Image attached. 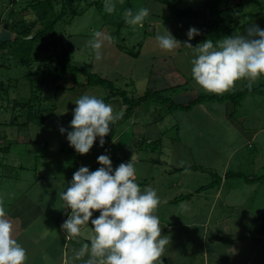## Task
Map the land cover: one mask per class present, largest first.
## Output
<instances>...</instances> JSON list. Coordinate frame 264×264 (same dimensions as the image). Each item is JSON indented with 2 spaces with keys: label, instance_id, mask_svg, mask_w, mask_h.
<instances>
[{
  "label": "rangeland",
  "instance_id": "rangeland-1",
  "mask_svg": "<svg viewBox=\"0 0 264 264\" xmlns=\"http://www.w3.org/2000/svg\"><path fill=\"white\" fill-rule=\"evenodd\" d=\"M64 1L67 2H63L62 5L64 4V7L69 10L67 14L55 24L54 30L56 35L54 38L56 40L55 44L50 46L46 52L47 60L58 53L61 47L66 48L72 61L81 66L84 72H98L102 76L113 80L115 86L127 89L129 94L140 95L148 89L158 88L157 81L158 79H161V75H164V73H161V69H163L162 72L165 70V74L168 75L169 78L174 77L176 71L183 72L186 80H189L187 83L188 85H183L181 83L177 85V82L172 86L170 85L171 88L168 89L166 93L163 91L164 95L172 97L173 100L186 103L191 97H193V94L204 92L191 75V60L194 53L191 48L183 44V42L188 39L186 35L188 28L190 26L198 28L202 23L201 19L193 17H173L170 8L165 3L157 0H116V9L112 13L105 11L104 2H102L100 6H96L93 4V1L95 0ZM169 1L176 3L178 7L196 10L203 7L205 0ZM238 1L239 0H220L219 7H228L232 5V2ZM240 1L241 4L229 7L225 13V21L227 23L231 21V23L235 25L238 34H242L245 28L253 23L264 28V0ZM25 2L26 0H16L15 2H11V0H0V29L5 23L3 19H6L9 15V10L11 8H14L15 11L18 9L20 10ZM87 2L92 4L88 5ZM67 3H69V6ZM54 7L55 10L59 11L61 7L59 0H54ZM130 7H132L134 12L140 7L149 8V16L144 20L142 26H133L125 22L124 10ZM17 13L18 14L13 18L21 19V17H25L29 20L35 18V14L30 9H21V11H17ZM240 14H244V16L239 17ZM250 14H256V16L250 18ZM41 26V23H37L35 28ZM145 27L147 30H145ZM164 27L167 28L175 38L181 41V44L175 50H162L155 39V36L158 33L163 32ZM97 31L101 32L103 36L111 37L110 40L105 39L103 41L101 48L102 58L100 60L96 59L95 51L88 43L90 39L94 38V33ZM14 36L15 33L11 32V39H13ZM115 39H117L118 44L125 50L120 49V47L115 44ZM193 39L194 37L190 41L192 45ZM126 50H133L134 52L138 50V54L132 55L126 52ZM33 54H36V51L33 52ZM0 56V83L3 82V86H0V145H9V149L4 155V165L0 166V171L1 173L3 172L2 178L0 179V201H2L5 206L10 207L11 204L22 200L21 197L23 195V204H27L31 201L29 199L36 192L37 201H39L38 205L41 208L44 207L46 209V206L51 203L53 205L54 203L60 205L61 203H64L61 200L60 195L54 196L53 199L50 198L48 201L47 193L45 191L41 193V188L47 185L45 183L48 180L47 178L51 176L50 178H52L53 181H56L57 177L61 180L62 176L66 177L68 174H72V171L74 173V171H76L81 165L88 166L90 163L89 157L92 155V151L95 148H91L86 154H81L79 167H77V161H74V154L66 148L65 144H63L68 143L66 140V133L62 134L59 131V128L60 126H63L70 130L69 122L72 119V109L75 107L74 101L79 96L82 94H92L98 97H105L108 91L102 85H86L84 83L85 77L83 72L76 73L75 75L68 72L65 77L66 80L63 82V87L58 89L55 94L48 79L43 77L42 82H44L41 84L43 89L41 92L42 100L40 106L41 109H51L45 111V115L49 114L45 122L41 125L36 121H33L26 126H20L17 124L15 126H6L5 123L16 114H18V122L25 119L23 110H15L10 108V106L13 104V99H18L20 101H28L30 99V81L25 74L29 70L38 71L42 69L47 64V61L43 62L36 60L30 62V65H25L26 63L23 64L22 62H19V60L11 53L9 54L5 52ZM172 63L174 65H172ZM171 66H173L172 70L170 68ZM263 79L264 76H260L250 83L258 84L259 82H263ZM168 81H170V79H168ZM245 81L249 82L246 78L241 79L235 83L233 88L226 92L238 89ZM170 86H168V88ZM121 100L120 96H115L104 101L113 106V111L116 115H120L125 112L126 108V105L123 104ZM263 102L264 98L262 96L254 95L245 98V100L241 102L238 114L235 116L237 121L246 124L250 120L252 121L253 117L259 112L264 116ZM7 104L10 106L7 107ZM1 105H3V107H1ZM122 105L125 108L122 107ZM144 105L149 106L150 113L148 112L147 115H139L138 131L140 133L150 132V129L147 127L148 123L154 122L156 123V127L160 129L161 132H166L174 142L175 148L168 145L170 141L167 142V139L165 138L167 144L163 146L164 148L161 149V152L155 151V153L157 152V154H155L157 157L160 156L163 161L169 162L168 164H164L166 170L170 169V163L173 164L180 162V165L188 164L186 163L188 155L180 150L181 148L177 143L179 141L178 139L181 137L179 135L181 134L180 130H182L183 127L182 124L184 119H182V115L186 114H182L180 110L168 112L166 105L158 103L157 99L142 104L141 107H144ZM221 105H225V103ZM255 105L257 106L254 107ZM62 111L65 112L63 114H58ZM130 123L131 116L119 120L118 127L121 129L130 125ZM200 124H203V122L201 121ZM216 125L217 128L220 127V129L221 127L227 128L229 122L222 117H217ZM234 126H230V133L225 136V139L232 141L233 138L237 140V138L240 137L241 133H239L236 126ZM215 130L216 129L211 132V135L208 134L209 132L206 133V138L217 145V141L220 143L221 135L219 133L224 131L219 129ZM127 132L130 133L131 129ZM5 134L6 138L2 139L1 136ZM25 136L28 139H32V142L24 144L22 139ZM216 137L217 139L215 141L214 138ZM223 139L224 137L221 138V140ZM230 150L231 149L225 150L224 153L229 152ZM110 152H108V154H111L114 167V163H120L118 156L120 154L119 152H116L115 148ZM237 155L238 153L236 156ZM222 159L211 162L214 171L221 168L223 163ZM94 160L97 159L95 158ZM194 160L199 161L197 158ZM199 162L203 165L202 161ZM233 162L234 161L229 162V168H233ZM255 162L254 165L244 164L239 168L244 172H264V153L259 156ZM200 163L197 162V165ZM140 164H142V162ZM164 165H162L163 168ZM20 166H23V168ZM258 166L261 167L260 171L257 169ZM97 167H99V164L98 162H95L93 163L91 170H95ZM183 172L187 173L185 180L190 187L194 186L195 182L205 184L211 179L208 171L204 173L201 172V174H199V171L193 170L190 172ZM182 175L183 174L180 172H176L172 175V184L175 183L176 180L180 183L179 179ZM167 178L168 177L166 176V180ZM163 180L164 177L163 174H161L155 178H142V180L139 181V185L143 190L145 187L153 188V182H156V187H160L162 191ZM236 180L239 181V184L235 182L237 185L235 186V191H232L230 195L228 194L226 197L229 200L232 199L235 203L246 204L244 208L247 211H245L242 216L246 219L244 221L238 220L241 215L240 210H232L233 216L231 222L234 224L230 230V234L235 240H239L241 235L247 230L251 216H264V195H261L263 189L261 186L264 187V180L254 184L245 183L240 177ZM147 181L151 184L147 185ZM157 182H161L162 185L159 186ZM164 188L167 192L170 191L169 193H171L172 197L179 194L178 191H176L178 189L176 185L170 190L168 189V186H164ZM159 198L160 201H163L162 196H159ZM161 207L162 205L159 206L158 209ZM179 207L181 208V206ZM163 208L157 211V215L167 219L169 222H173L174 217H178V213H182L178 211L176 206H169L167 209ZM34 211L35 214H37L34 218L36 223H38L40 219L42 220L46 218L44 214L41 216L42 213H40V208H34ZM191 212L196 213V211ZM98 214L99 211L96 210L94 215ZM27 217H29L28 214L24 218ZM255 222H257V220L253 223ZM262 222H264V219L255 223L252 226V231L255 230V228L258 230L262 225ZM36 228L37 227L34 223H32L29 231L33 233L36 231ZM82 228V232L79 236L91 239L94 235L91 224L82 226ZM162 235H164L163 232ZM170 235L172 236V233ZM254 238H256V236H251L248 242L243 244L242 254H244V256L247 255L250 258L247 264H264V234L262 235V238L255 241V244L253 245L251 240H255ZM240 246L241 243H239L238 247ZM252 246H254L253 249ZM251 250H254V253H251ZM162 257L167 259L168 256L166 257L164 252ZM180 259L181 257H179L178 261H176V259H171V261H169L173 264H176L174 262L181 264L179 261ZM246 260L247 259L243 261L237 258L235 263L246 264ZM189 262L190 259L188 258L185 263L189 264Z\"/></svg>",
  "mask_w": 264,
  "mask_h": 264
},
{
  "label": "crops",
  "instance_id": "crops-1",
  "mask_svg": "<svg viewBox=\"0 0 264 264\" xmlns=\"http://www.w3.org/2000/svg\"><path fill=\"white\" fill-rule=\"evenodd\" d=\"M172 65L174 64L172 63ZM170 68L172 70L173 66ZM162 70L163 69L160 71L161 73H164V75H161L160 80L158 79V88L156 89H164L166 93L168 89H170V87L177 82V85L180 83L188 85L187 83L189 80H186L183 72L181 73L175 71L176 75L169 78V76L165 74V70L164 72H162ZM168 79H170V81H168ZM168 86L170 87L168 88ZM195 95L196 93L193 94V97ZM223 103H225V105H221ZM256 106L257 105L254 107ZM122 107L124 106L122 105ZM231 109V102L229 100H225L223 102L206 101L193 106L188 111L180 110L182 114L186 115L179 113L182 115V119L184 120L182 130H180L181 134H179L181 137L179 136L180 138L177 143L181 148L180 150L182 152L184 151L188 155L186 160V163H188L187 165H197V162L200 163L199 161H202L203 165L201 163L199 165L202 167L204 166L206 170L193 171H199V174H201V172L204 173L208 171L211 176V179L208 182L212 180L211 172H216L221 176L220 182L217 185L199 191L196 190L204 184L195 182L194 186H188L185 180L187 173H184L183 171L180 172L183 174L179 179L180 183L176 180L175 183L172 184L171 178L176 172L171 173L166 170L164 164H168L169 162L163 161L160 156L157 157L155 155L157 152L155 153V151H145L136 146L141 145V139L151 141L153 138L161 137L162 148H164L163 146L167 144L165 138L167 139V142L170 141L168 145L175 148L172 138L168 136L166 132H161L160 129L156 127V123L154 122L148 123L147 127L150 129V132L140 133L138 131L140 119L139 115H147L150 111L148 105H144V107L140 106L135 109L131 114L130 125L123 127L124 129H120L117 126L113 138L109 142L105 143L103 147L98 146L99 138L94 141L92 148L95 149L89 157L90 163L88 166L90 170L93 167V163L97 162V160L94 159L97 158L98 155L105 153L108 154V152L115 148L116 152H119L120 154H117L119 157H123L126 162L131 160L134 163L137 171L138 184L142 178H155L156 176L163 174V185L161 182H157L159 186H163L162 191L160 187H156V182H153L152 185L154 186L153 188L156 189L158 196H162L163 199V201H159L158 207L162 205L161 208L164 207L163 209H167L169 206H176L178 211L182 212L178 213V217H174L173 222H169L167 219L159 216L160 223L162 225V232L164 235H168L170 237L169 244L165 246V256H168L167 259L170 261L171 259H176V261H178L179 257H181L179 260L181 264H186L185 262H187L188 258L190 259L189 264H236L235 261L239 258L243 261L247 259V264L250 258L247 255L244 256V254H242L243 244H246L251 236H256V238H254L255 240H251L254 245L255 241L262 238V235L264 234V232H259L256 228L252 231V226L255 223H258L261 219H264L263 215L261 217H257L256 215L251 216L249 224L247 223L249 226L241 235L239 240H235L230 234V230L234 224L231 222V218L233 216L232 210L241 211V215L238 218L239 221L246 220L242 216L247 210L244 208L246 204L235 203L232 199L229 200L226 197V195H230L232 191H235V186H237L235 182L239 184V181L236 180L238 177L226 178L225 173L229 169L241 170L239 167L244 164L254 165L257 158L264 153V116L261 112H259L253 117L252 121L250 120L246 124H239L237 123V120H234L229 116ZM217 117L226 119L229 122V126H227V128H217ZM201 121L203 124H200ZM234 125L238 129L239 133H241L240 137L237 138V140L233 138L232 141L225 139V136L230 133V126L232 127ZM129 129H131L130 133L127 132ZM214 129L224 131L222 133H219L218 131L221 136L219 135L220 143L217 141V145L206 138V133L209 132L208 134L211 135V132H213ZM223 137L224 139L221 140ZM214 139L216 141L217 137ZM22 140L24 144L32 142V139H28L26 136ZM229 149H231L229 152L224 153L225 150ZM237 153L238 155L236 156ZM109 155L111 158V154ZM3 158H5V156ZM80 158L78 159L77 167H79ZM195 158L199 159V161H195ZM221 159L223 160L221 168L214 171L212 169L214 167L211 162ZM111 160L113 159L111 158ZM161 160L162 163L160 162ZM231 161H234L233 168H229V162ZM121 162H123V160L120 161V163ZM141 162L142 164H140ZM179 163L180 162L170 164L179 166ZM118 164L119 163H114V168ZM161 164L164 165V168ZM257 169L260 171L261 167L258 166ZM190 171L191 170H185V172ZM246 173L250 175L264 174L262 171H251ZM2 175L3 172L1 173L0 171V179L2 178ZM72 175L73 171L72 174H68L66 177L62 176V181L58 177L56 178V181H53L50 176L45 182L47 185L41 188V193L44 191L47 193L48 201L50 198L53 199L54 196H59V193L64 191L68 182L71 181ZM166 176L168 177L167 180ZM242 180L244 179L242 178ZM261 181L262 180H255L247 182L244 180L245 183L249 184ZM146 184L150 185L151 183H148L147 181ZM174 185L178 187L176 191H178L179 194H186L189 192H193V194L189 198H185L179 202H173L172 199L174 197H172L171 193H169L170 191H166L164 186H168V189L170 190ZM261 188H263L261 195H264V187L261 186ZM21 199L22 200L11 204L10 207H5L7 210V218L13 223L12 235L26 249L27 259L25 264H69V260L73 256L74 251L78 250L82 243H90V239L83 236L76 238L66 237L64 232L61 230L60 225L67 218L68 212L70 211V209L66 208L64 203H61L60 205L57 203H54L53 205L51 203L46 206V209L44 207L41 208L38 205L39 201H37L36 192L29 199L31 201L27 204H23V195ZM179 206H181V208ZM34 208H40V213H42L41 216L44 214L46 218L42 220L40 219L38 223H36L34 218L37 214H35ZM161 208H157L155 214H157V211ZM191 211H196V213H192ZM27 214L29 217L24 218ZM256 220L257 222L253 223ZM32 223H34L37 227L36 231L33 233L29 231ZM171 233L172 236L170 235ZM239 243H241L240 247H238ZM253 248L254 246H252V249ZM251 253H254V250H251ZM83 259H87V254L81 258V260ZM174 263L177 264V262ZM75 264H80V260H76Z\"/></svg>",
  "mask_w": 264,
  "mask_h": 264
},
{
  "label": "clouds",
  "instance_id": "clouds-1",
  "mask_svg": "<svg viewBox=\"0 0 264 264\" xmlns=\"http://www.w3.org/2000/svg\"><path fill=\"white\" fill-rule=\"evenodd\" d=\"M104 9L112 13L116 0H104ZM149 12L148 7H140L135 12L127 8L125 22L142 26ZM200 34V29L190 26L186 32L188 39L183 44L194 53L191 75L204 91L220 94L241 79L251 82L264 76V28L253 23L242 34L227 35L215 43L205 39L193 46L190 41ZM105 39L111 37L97 31L88 41L97 60L102 58ZM155 39L166 51L175 50L181 44L165 27ZM74 104L70 130L59 128L62 134L66 133L69 146L79 154H86L99 138L98 146L103 147L105 136L111 131L110 125L119 119L113 106L92 94H82ZM96 159L99 167L90 170L89 166L81 165L59 193L66 208L70 209L60 225L65 236L76 238L82 226L89 224L94 233L90 243H82L74 251L69 264H75L76 260H80V264H162L161 257L170 237L162 235V225L155 214L160 201L156 189H141L131 160L114 168L109 154H100ZM96 210L98 215H94ZM12 233L13 223L0 201V264H25L26 249ZM86 254L87 259L81 260Z\"/></svg>",
  "mask_w": 264,
  "mask_h": 264
},
{
  "label": "trees",
  "instance_id": "trees-1",
  "mask_svg": "<svg viewBox=\"0 0 264 264\" xmlns=\"http://www.w3.org/2000/svg\"><path fill=\"white\" fill-rule=\"evenodd\" d=\"M16 0H11V2H15ZM56 1V0H55ZM58 1V0H57ZM61 7L59 11L55 10L54 0H26L25 4L21 9H30L35 14V18L33 20H29L25 17H21V19L13 18L17 15V11L20 12L21 9L15 11L14 8L9 10V15L3 21L8 23V28L12 33H15L13 39L8 41L0 40V55L3 53H11L14 57H16L19 62H22L25 65H30V62L33 61H47V64L38 71L29 70L25 75L28 77L30 81V92L31 97L28 101H20L18 99H13V104L10 106L7 104V107L13 108L15 110H23L25 119L21 122L17 121L18 114L11 117V119L6 122V126H15L17 125H28V123L36 121L39 125L43 124L45 120L48 118L49 114L45 115V111L50 108L41 109V92H42V79L46 77L52 86L55 94L58 89L63 87V82L66 77V74L69 72L71 74H76L79 72H83L86 85H102L104 86L108 93L105 97H102L103 100H109L111 97L120 96L123 104L126 105L125 112L118 115L119 119L116 120L114 124L110 125L111 131L109 134L105 136V143L109 142L117 129L119 120L129 118L132 112L139 108L142 104L150 102L154 99H157L158 103L165 104L168 108V112H173L176 110L188 111L193 106L206 102V101H220L223 102L225 100H229L231 102V111L229 112V116L237 120L235 117L238 114L239 106L241 102L249 97V96H262L264 98V79L263 82H259L258 84H252L250 82H243V84L238 88L234 89L230 92L226 93H209V92H199L194 97L190 98L186 103L178 102L173 100L172 97L164 95V89H148L144 93L138 94H129L127 89L120 88L115 86L113 80L108 77L102 76L98 72L94 71H83L82 67L78 64L74 63L68 53L66 48H62L56 53L53 57H50L47 60V50L50 46L55 44V35L56 32L54 30L55 24L63 18L64 15L67 14L68 8L64 7L63 2H67L64 0H59ZM159 2L165 3L171 10L173 17H193L199 18L202 20L201 25L198 29L201 30V34L198 36H194L193 45H196L200 41H204L205 39H211L215 43L217 40H222L227 35H238L236 31L235 25L230 22L225 21V13L229 9L230 6L241 4V1L232 2V5L228 7H219L220 0H205L203 3V7L201 9L193 10L191 8H181L178 7L176 3H172L169 0H157ZM96 6H100L104 0H95L93 1ZM69 6V3H67ZM87 4H92L87 2ZM132 9V7H130ZM134 11V10H133ZM78 13V12H77ZM244 14H240L239 17H243ZM256 16V14H250V18ZM37 23H41V27L35 28ZM145 30L147 28L145 27ZM30 36V37H29ZM115 44H117L120 49L125 50L122 46H120L117 42V39L114 40ZM140 44V43H139ZM47 48V49H46ZM36 51V54L33 52ZM38 52V53H37ZM126 52L137 55L138 50L134 52L133 50H126ZM1 57V56H0ZM0 86H3V82L0 83ZM171 88V87H170ZM3 107V105H1ZM125 117V118H124ZM237 123H241L237 121ZM1 138H6V134L1 136ZM147 142V143H146ZM4 143V142H2ZM8 143V142H7ZM140 144L136 145L140 147L142 150H150L161 152V137H156L151 139V141H147V139H141ZM66 148L74 154V161L78 162L80 158V154L77 153L74 148L69 146V143H66ZM9 145H0V166L3 165V157L5 153L8 151ZM120 161L126 162L123 157H119ZM128 160V158H127ZM161 162V161H160ZM172 166V167H171ZM23 168V166H21ZM185 170H206L201 165H187L181 164L179 166L170 165V169L168 170L171 173L181 172ZM211 172V171H210ZM212 180L207 184L200 186L196 191L206 189L212 186L217 185L220 182L221 176L216 172H211ZM226 178H243L247 182H252L255 180H264V174L262 175H250L241 170H232L229 169L225 173ZM195 191V192H196ZM193 192H189L186 194L176 195L172 201L179 202L185 198H189ZM258 228L259 232H264V222ZM162 264H173L165 257H161Z\"/></svg>",
  "mask_w": 264,
  "mask_h": 264
},
{
  "label": "water",
  "instance_id": "water-1",
  "mask_svg": "<svg viewBox=\"0 0 264 264\" xmlns=\"http://www.w3.org/2000/svg\"><path fill=\"white\" fill-rule=\"evenodd\" d=\"M10 39H11V32L8 28V23L5 22L3 27L0 29V40L1 41H8Z\"/></svg>",
  "mask_w": 264,
  "mask_h": 264
}]
</instances>
